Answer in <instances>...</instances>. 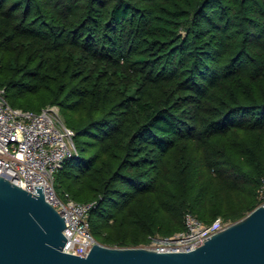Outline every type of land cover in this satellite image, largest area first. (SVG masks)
I'll return each instance as SVG.
<instances>
[{"label":"trees","instance_id":"obj_1","mask_svg":"<svg viewBox=\"0 0 264 264\" xmlns=\"http://www.w3.org/2000/svg\"><path fill=\"white\" fill-rule=\"evenodd\" d=\"M0 87L58 105L64 197L107 246L235 222L264 178V0H0Z\"/></svg>","mask_w":264,"mask_h":264},{"label":"water","instance_id":"obj_2","mask_svg":"<svg viewBox=\"0 0 264 264\" xmlns=\"http://www.w3.org/2000/svg\"><path fill=\"white\" fill-rule=\"evenodd\" d=\"M66 219L45 198L0 175V264H264V205L193 250L160 252L97 241L87 256L63 251Z\"/></svg>","mask_w":264,"mask_h":264},{"label":"built area","instance_id":"obj_3","mask_svg":"<svg viewBox=\"0 0 264 264\" xmlns=\"http://www.w3.org/2000/svg\"><path fill=\"white\" fill-rule=\"evenodd\" d=\"M76 135L58 105L40 112L17 108L9 102L7 89L0 87V175L34 194L36 184H43L46 200L66 219L63 251L87 256L97 243L90 222L94 203L77 201L69 193L61 197L55 187L57 173L77 153ZM259 202L264 205V178ZM231 223L218 217L208 224L188 212L184 230L172 236L151 235L143 246L160 252L193 250Z\"/></svg>","mask_w":264,"mask_h":264}]
</instances>
